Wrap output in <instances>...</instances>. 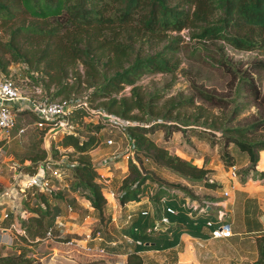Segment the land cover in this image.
<instances>
[{
    "label": "trees",
    "instance_id": "trees-1",
    "mask_svg": "<svg viewBox=\"0 0 264 264\" xmlns=\"http://www.w3.org/2000/svg\"><path fill=\"white\" fill-rule=\"evenodd\" d=\"M0 27L7 33L5 39L0 38V50L8 53L6 59L0 58V72L6 71L10 61L23 62L27 67L30 65L37 67V62L46 58L54 64L60 59L65 62L79 59L86 67L95 70L98 62L113 68L112 73L103 75L100 82L93 84L92 92L83 97L88 101L90 95L105 96L102 103L94 107L105 108L109 112L135 121L126 127L133 141V155L127 158V173L117 187L118 194L115 198L119 204L136 201L144 194L143 185L150 176L144 172L146 166L143 159L197 181L200 187L214 189L220 186L209 178L206 168L195 166L177 155L169 154L164 146L157 144L149 136L161 126L166 135L173 130H182L185 133L184 127L160 121L143 124L135 120L138 116L131 112L133 109L144 112L145 108L153 106L163 93L162 90H155L151 94H146V97L140 94V86L135 82L143 73L169 72L175 69L178 60L174 58V54L179 48L181 36L177 33L172 34L171 31L178 32L184 27L194 28L191 37L198 40L221 39L233 47L244 49L262 46L264 0H0ZM142 42L153 49L142 52L137 50L136 45ZM24 43L31 45L33 50L38 49L39 55L33 63L30 62L29 48H26ZM261 66L264 67L263 62ZM32 77L31 75L29 80L39 84L49 98L57 97L65 88L64 85H60L50 92L42 83L31 79ZM237 78V86L246 87L253 97L258 99L259 90L252 76L244 72ZM123 85H130L129 94L116 96ZM196 91L198 97L203 100L212 103L220 101V98L206 90L196 87ZM72 96L80 95L71 94L64 97ZM184 103H193L192 96L171 103L168 110ZM240 109L241 106L236 105L232 114H236ZM84 114L85 111L79 107L69 117L79 116L81 121ZM258 118L249 124L225 128L224 132L219 134L218 139L222 140L218 154L226 167L236 164L237 159L246 154L251 163L249 168H252L257 151L264 149V138L253 136V131L264 128V116ZM20 120L18 117L14 129L19 126ZM84 125L93 127L86 136L80 137L66 132L58 141L61 146L71 147L79 154L77 160L70 166H61L63 170L70 167L72 184L70 186L65 184L62 187L60 181L51 178L52 187L40 190L32 186L25 191L26 198L20 207L28 213L19 220V225L24 231L20 236L22 240L27 242L33 240L35 236H42L48 227L53 231L54 218L60 215L61 204L70 191H78L99 216L103 211L106 203L102 191L104 185L96 179V168L90 162L87 152L98 142L105 145L103 140L106 137L117 140L120 134L113 130H100L103 126L100 123L89 121L84 122ZM39 131L41 135L39 139L42 142L43 132ZM94 131L97 136L94 135ZM248 132L251 134H247ZM98 134L102 135L100 141ZM50 143V155L53 157L56 148L52 141ZM2 144L0 141V146L4 145ZM41 152L37 156H29L30 160L40 158L37 161L39 163L45 157L43 148ZM22 169L27 172L34 170L30 161L24 164ZM151 183L156 185L151 195L155 199L167 194L170 189L174 190L171 193L173 195L181 191V188L175 185ZM68 187L70 191L67 190ZM66 203L67 209H70L69 203L74 204L75 200H66ZM12 213L9 211L7 217L2 220L4 225L12 220ZM130 225L132 228L134 224L131 222ZM99 229L97 222L90 232L91 236L96 232L100 233ZM152 230L154 229L148 232ZM91 239L93 238L88 241ZM62 240L68 241V238ZM255 241L257 256L253 263L264 264V234L258 235ZM116 246L118 244L110 246V250L117 249ZM134 247L136 249L126 255L127 264L141 263V257L136 251L142 244H134ZM0 264H31V257L26 254L24 248L18 252H0Z\"/></svg>",
    "mask_w": 264,
    "mask_h": 264
},
{
    "label": "rangeland",
    "instance_id": "rangeland-1",
    "mask_svg": "<svg viewBox=\"0 0 264 264\" xmlns=\"http://www.w3.org/2000/svg\"><path fill=\"white\" fill-rule=\"evenodd\" d=\"M192 29L194 28L184 27L178 32L171 31L172 34L177 33L181 36L179 48L174 54V58L178 60L177 66L169 72H152L140 75L135 84L140 86L141 95L151 94L155 90H162L163 93L153 106L150 108L144 107V112L137 111V109H133L131 112L138 116L135 120L139 123L160 121L164 124L173 123L184 127L185 133L182 130H173L167 136L163 126H161L159 130L152 132L149 136L157 144L164 146L169 154L177 155L195 166H203L204 164L209 165L215 164L218 161L220 162L218 149L220 148L222 139H218V137L220 133L224 132L225 128L249 124L259 119L258 117L264 116V98H262L264 96V67L261 66L262 62L264 63V44L249 49L236 48L221 39L209 38L198 40L195 37H191V32H194ZM6 36L5 29L0 27V38L5 39ZM24 46L29 48L28 54H31L30 62L33 63L39 55L38 49L34 48L33 50L31 45H25V43ZM135 48L141 52L142 50L153 49L149 48L144 42L137 44ZM7 57L8 53H3L0 50V58L4 60ZM52 62L49 58H46L38 61L37 67L34 65L27 67L23 62L10 61L6 66V71L0 72V74L11 77L18 84L29 79L32 75L31 79L42 83L50 92H53L60 85H64V90L57 97L71 94L83 97L87 93L92 92L93 84L100 82L103 75H109L113 71V68L107 67L102 62L96 64V70L86 67L79 59L69 60V62L60 59L56 64ZM244 72L252 76L256 88L259 90L258 99H255L251 91H248L246 87L237 86V77ZM129 87L130 85H123L116 93V96L128 95ZM196 87L212 93L216 98H220V101L212 103L201 99L198 97ZM189 96H192L193 103H184L168 110L171 103L185 100ZM105 98V96L90 95L88 102L91 106H96L102 103ZM236 105L241 106V109L236 114H232L233 108ZM149 110L153 112H149ZM69 119L71 130L75 134L80 135V137L86 136L89 130L93 128L84 125L85 119L83 115L81 121L79 116ZM23 121H26L23 123L27 124L31 122V119L28 116H24ZM39 132L32 125H27L23 134L19 137L11 138L1 146L0 217L5 210L8 212L12 211V216H14L26 198L24 193L27 189L19 191L14 184V178L19 173H26L22 169L24 164H28L30 161V165L34 166L40 160V158H37V160L31 161L29 157L42 153L41 148L43 146L39 139V136H41ZM62 134L60 132L55 136L58 144L59 136ZM247 134L250 135L251 133L248 132ZM94 135L97 136L96 133ZM253 136L264 138V128L253 131ZM98 139L99 141L102 139L101 134H98ZM50 146L51 143L49 142ZM114 147L117 148L115 149ZM123 150H125V143L123 144V141L111 147L98 142L95 147L87 152V156L90 162L95 164L99 157L110 154L112 151L116 154ZM78 155V152L72 148H63L60 151L56 150L53 156H55L54 158H60L61 164L73 163L77 160ZM118 157L110 167L96 169L103 175L108 174V171L113 173L108 184L114 191L117 189L120 176L125 175L128 170V157ZM262 161H264V158ZM12 163H15L16 169L14 171L9 167ZM143 163L146 166L144 172L150 176V179L146 181L143 187H150L152 194L156 189V185L151 182L157 184L165 183L167 186H178L181 188L179 193L191 197H198V195L203 194L202 192L199 193L201 189L198 187L197 181L187 179L165 166L155 165L147 159H143ZM125 169L126 171L123 172L122 170ZM71 174L70 167L58 174L59 183L62 187L65 184L68 186L72 184ZM192 188L196 191L194 192ZM4 190L8 191L7 195L3 193ZM67 190L70 191V187ZM102 191L103 195L110 202L104 204L103 211L100 213L101 219L96 210L86 207L89 204L85 198L79 195L78 191H70L68 192V196L65 197V201L61 204L62 211L60 215H62V219L58 218L59 221H57V217L54 218L52 236H46L43 233L42 236H35L33 240L26 242L21 239V235L15 233L16 231L6 229L3 233L0 231V252H18L21 248H24L26 254L31 257V264H127L126 255L135 248L133 241L129 239L123 240L124 237L121 236L118 229L115 226L113 228L110 226L113 224L110 214L114 210L111 206V195H108L105 187ZM70 199L75 200V203H69L71 208L67 209L66 200ZM153 199L154 201L156 200L155 198ZM86 214L89 215V218H86L84 221L82 219ZM73 215L84 221L82 225L85 228L79 226L81 223L71 224L68 222L69 224H65L66 221H75ZM92 218H96L94 223H89ZM149 218L151 224H149L148 228L155 223L153 218ZM19 222L18 220V225ZM97 222L100 226V233H96L99 234L101 239L95 240L99 241L100 246H96L99 243L93 246L88 243V240L86 242L79 240L83 239L85 233L91 232ZM54 224L60 231H57V228L55 229ZM2 226H5L3 222ZM158 232L161 231L154 229L151 232H146V234H141L142 231L140 230L141 235L139 237L142 240V247L139 248L141 249L140 252H136L141 257L140 264H165V260L162 257L166 250L160 249L159 243L145 247V245L149 244H146L144 238L158 235ZM65 237L66 239L68 238V241L62 240ZM108 237H111V240L119 244L116 246L118 247L117 249L110 250V246H115V243L104 241ZM117 239H120L122 242H117ZM202 242L201 246L192 244L195 249L197 264H208L210 262L211 264H218V262L229 264L230 258H233L234 249L232 245L222 244L218 248L214 247L215 244H213L211 247H213L216 255L220 258L216 260V258L208 257V240ZM212 260L215 263H212Z\"/></svg>",
    "mask_w": 264,
    "mask_h": 264
},
{
    "label": "crops",
    "instance_id": "crops-1",
    "mask_svg": "<svg viewBox=\"0 0 264 264\" xmlns=\"http://www.w3.org/2000/svg\"><path fill=\"white\" fill-rule=\"evenodd\" d=\"M68 148L71 147H66L65 149ZM263 156L264 149H259L257 151L255 163L251 168L253 169V175L260 179L248 176V169L251 163L246 154L241 155L237 159L236 165L239 168V173L234 177L228 174L227 167L221 161L215 164H204L203 167L207 169L209 178L219 183L220 186L214 189L198 186L201 189L199 193L202 192L203 194L198 195L196 198L183 195L179 192L169 196L167 201L177 209V214L169 215V222L161 225V228L158 229L161 232H158V235L144 238L146 244H149L145 245V247H150L154 243L155 245L159 243L160 249L166 250L162 257L165 260V264H197L195 249L192 244L195 242L196 237H198L201 238L202 241L208 240L209 245L207 247V252L209 258H216V260L220 259L213 250V247H211L213 244H215L214 247L218 248H220L222 244H228L232 245L234 249L233 258H230L231 261L229 264H254L253 262L257 256L255 238L258 235L264 234V232L261 231L264 226ZM122 171L124 172L126 169ZM104 175L108 176V182L105 188L111 189L108 183L113 173L108 171V174ZM123 176L124 175L120 176V180ZM119 183L120 181L117 183V187ZM192 190L194 192L196 191L194 188H192ZM223 190H227L228 195L224 196L222 194ZM143 191L144 194L138 200L126 201L123 204H119L113 196H110L112 201L111 206L114 209L113 213L110 214V219L113 223L110 226L112 228L115 226V228L118 229L121 236L124 237L123 240L146 234L149 224H151V222H149V217L153 218V221H156L162 213L159 201H157V199L154 201L151 197L152 190H150V187H143ZM108 195L110 194L108 193ZM104 197L106 198V203L110 202L105 195ZM202 200H207V202L211 203L210 206L205 207L206 214H199L197 208H192L194 204L198 205ZM86 207L92 209L89 205H86ZM142 210H146L147 213L145 215L140 214ZM218 211H222L223 219L229 223L231 235L211 239V237L208 236V228L204 226L203 221L206 217H215ZM128 214H130V219L126 218ZM56 217L57 221H59L58 218L62 219V215H57ZM73 218L75 221H66L65 224L81 223L79 226L85 228L82 224L86 218H89V215H84L82 219L84 221L77 218L76 215H73ZM13 219H15L14 216L12 217V220ZM95 219L96 218L90 219L89 223H94ZM131 222L136 225L137 232L132 230L130 225ZM55 224V229L57 228L56 230L60 231V229L56 227L57 224ZM140 230L142 231L141 234ZM1 232L3 233L4 231ZM17 234L22 235L20 233ZM104 241L108 242L112 240L105 239ZM116 241L119 242L121 240L117 239ZM97 243H99V241H96L95 238L89 241V244L93 246ZM96 246H100V243ZM135 249L136 247L134 250ZM99 251L101 250L99 249ZM140 251L141 249L136 252ZM212 263H215L214 260H212ZM208 264H211V262ZM218 264L221 263L218 262Z\"/></svg>",
    "mask_w": 264,
    "mask_h": 264
},
{
    "label": "built area",
    "instance_id": "built-area-1",
    "mask_svg": "<svg viewBox=\"0 0 264 264\" xmlns=\"http://www.w3.org/2000/svg\"><path fill=\"white\" fill-rule=\"evenodd\" d=\"M81 107L85 114L83 118L85 122H93L103 124L100 130L105 131H114L120 134L119 139L115 140L112 137H106L103 142L105 146H114L118 145L123 141L125 143V150L120 151L116 154L112 151L110 154H105L97 159L94 166L96 169L98 168H108L115 163L117 158L126 156L131 157L133 155V141L132 138L128 135L126 127L130 123H135L133 120H128L124 117H121L117 114L107 111L105 108L94 107L83 97L80 96H72V97H53L49 98L44 92L39 84L31 82L29 79L24 80L21 84L15 82L9 76H4L0 74V141L2 143L8 142L11 138L19 137L21 134L25 132L27 125H32L34 128L38 130H42L44 132L48 127L55 126L57 124H62L64 126V130H60L57 134L71 132L75 135V132L71 130L70 123V114L76 109ZM24 116H28L31 119V122L23 123ZM17 117H20L19 126L14 129L15 123L17 121ZM94 133H96L94 131ZM52 135L49 141L53 142L54 148L57 151H60L63 147L60 143H57L55 136ZM61 136H59L60 138ZM58 138V139H59ZM115 148V147H114ZM117 148V147H116ZM115 148V149H116ZM0 154H1V146H0ZM49 157L47 161H40L39 163L33 166L34 170L32 172L19 173L14 178V184L17 186L19 191H24L27 188L34 187L35 189H46L53 186L51 178L59 181L58 174L63 172L62 165L70 166L72 163H61L60 158ZM10 168L13 171L16 169L15 163H12ZM53 169V170H51ZM56 170V171H55ZM228 174L230 176L237 175L238 167L236 164H232L227 166ZM253 169H248V176L256 179H260L257 176L253 175ZM97 179L101 182L104 187L108 182V176L103 175L98 170H96ZM14 177V174H13ZM105 190L114 198L118 194V191H114L112 189L105 188ZM174 190L170 189L167 194L161 195L157 201H159L162 213L158 217V220L147 229L150 231L151 229H160L161 225L167 224L169 222V215L177 214V209L168 203L169 196ZM5 195L8 194V191L4 190ZM170 193V194H169ZM222 194L224 196L228 195L227 190H223ZM210 202L207 200H202L198 205H193V209H198L199 214H206L207 206H210ZM27 211L19 208L18 211L14 214L15 219L8 222L7 225L2 226V220L7 217L8 212L5 210L1 214L0 217V231H5L6 229L15 230L17 233L23 234L24 231L18 225V220L25 217L27 215ZM147 213L146 210L140 211V214L145 215ZM130 214L126 216L129 218ZM156 224V225H155ZM203 224L208 228V236L211 238L216 237H227L231 235L230 225L227 221L223 219L222 211H218L215 217H206L204 218ZM132 230L136 231V225L132 226ZM264 232V226L261 230ZM46 236H52V230L48 227L44 233ZM55 236V235H54ZM57 237V236H56ZM90 238L101 239L99 234L96 233L94 236H91L90 232L85 233L83 240L86 242ZM133 241L134 244H142V240L140 237H132L129 239ZM111 243H115L111 241ZM196 245L201 246L202 240L201 238L196 237L194 242Z\"/></svg>",
    "mask_w": 264,
    "mask_h": 264
},
{
    "label": "water",
    "instance_id": "water-1",
    "mask_svg": "<svg viewBox=\"0 0 264 264\" xmlns=\"http://www.w3.org/2000/svg\"><path fill=\"white\" fill-rule=\"evenodd\" d=\"M64 126L62 124H57L55 126L48 127L42 134V146L45 150V157L42 161H47L50 157V147H49V139L52 135L57 134L60 130H64Z\"/></svg>",
    "mask_w": 264,
    "mask_h": 264
}]
</instances>
